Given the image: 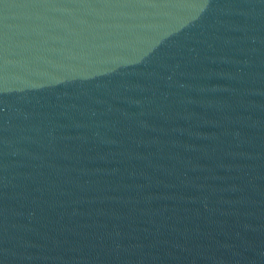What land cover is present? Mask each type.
Listing matches in <instances>:
<instances>
[{
	"label": "water",
	"instance_id": "95a60500",
	"mask_svg": "<svg viewBox=\"0 0 264 264\" xmlns=\"http://www.w3.org/2000/svg\"><path fill=\"white\" fill-rule=\"evenodd\" d=\"M0 264H264V0H0Z\"/></svg>",
	"mask_w": 264,
	"mask_h": 264
}]
</instances>
